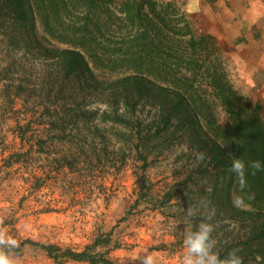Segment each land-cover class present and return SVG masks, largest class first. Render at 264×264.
<instances>
[{"label": "rangeland", "instance_id": "374dc122", "mask_svg": "<svg viewBox=\"0 0 264 264\" xmlns=\"http://www.w3.org/2000/svg\"><path fill=\"white\" fill-rule=\"evenodd\" d=\"M25 1L45 46L82 53L94 79L66 72L0 17V220L74 249L110 234L114 264H141L145 252L182 264L185 225L204 218L185 211L203 200L215 209L214 251L223 259L251 241L238 249L256 264L264 172L248 169L254 198L239 209L230 166L264 162V111L231 81L186 1ZM13 259L54 264L30 248Z\"/></svg>", "mask_w": 264, "mask_h": 264}, {"label": "crops", "instance_id": "0c3cea01", "mask_svg": "<svg viewBox=\"0 0 264 264\" xmlns=\"http://www.w3.org/2000/svg\"><path fill=\"white\" fill-rule=\"evenodd\" d=\"M239 92L264 111V0H185ZM170 5L173 0H152Z\"/></svg>", "mask_w": 264, "mask_h": 264}, {"label": "trees", "instance_id": "16d2710c", "mask_svg": "<svg viewBox=\"0 0 264 264\" xmlns=\"http://www.w3.org/2000/svg\"><path fill=\"white\" fill-rule=\"evenodd\" d=\"M0 7L1 18L4 22L10 24L11 29L15 33H21L32 42L35 47L47 54L52 59H57L64 70L68 73L80 76L84 80H93L94 74L90 69L84 55L76 50L58 51L45 46L43 40L37 34L36 15L31 11V6L25 0H5ZM2 21V22H3ZM58 55V56H57ZM96 85V81H84ZM89 87V86H87ZM141 87L140 83H136V88ZM134 88H132L131 96L133 97ZM131 100H133L131 98ZM181 103V101H178ZM174 117L166 115L162 121L167 127H171ZM32 123L27 122L26 127H30ZM20 130L22 126H17ZM264 229V225H263ZM0 234L10 235L18 241V247L11 251L12 258H20L26 249L30 248L42 253L50 259L54 264L87 263V264H114L111 251L116 249V245L112 246V238L110 234L100 235L92 245L85 246L83 249H74L70 247H61L51 243H41L30 239H23L17 235L13 222L0 220ZM256 240L264 241V231L256 238ZM251 241L240 246L248 249ZM240 246H237L238 249ZM247 247V248H246ZM107 248V249H106ZM260 254V253H258Z\"/></svg>", "mask_w": 264, "mask_h": 264}, {"label": "clouds", "instance_id": "9594fccd", "mask_svg": "<svg viewBox=\"0 0 264 264\" xmlns=\"http://www.w3.org/2000/svg\"><path fill=\"white\" fill-rule=\"evenodd\" d=\"M203 153H196V160H204ZM255 172H264V162L259 160L246 164L239 158H234L230 166V172L234 174L239 183V194L234 196L233 206L239 209L250 208L251 201L254 197L246 194L248 169ZM203 208V220L194 229L185 225L183 247L186 250L182 258V264H244L243 257L240 255L239 249H233L223 259L214 251L215 239L213 237L214 225L211 223L215 215V209L210 208L207 201L201 200L197 206H188L185 215L189 221L197 215L198 209ZM18 241L10 236L0 234V264H15L14 259L10 255L11 251L17 248ZM138 260L141 264H157L154 253L145 252ZM256 264H264V256L257 255L255 257Z\"/></svg>", "mask_w": 264, "mask_h": 264}]
</instances>
